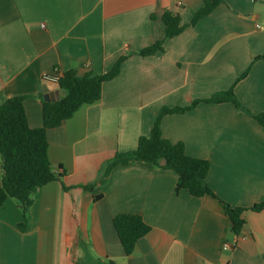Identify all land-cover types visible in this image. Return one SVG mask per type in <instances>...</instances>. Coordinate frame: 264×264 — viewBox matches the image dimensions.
<instances>
[{
	"label": "crops",
	"instance_id": "crops-1",
	"mask_svg": "<svg viewBox=\"0 0 264 264\" xmlns=\"http://www.w3.org/2000/svg\"><path fill=\"white\" fill-rule=\"evenodd\" d=\"M205 1L0 0V95L26 97L32 129L43 126V87L62 96L43 74L102 75L126 57L99 101L48 131L52 170L64 173L35 193L27 229L16 200L0 206V264H264V210H251L264 202V126L254 119L264 113V0H223L189 26ZM166 11L186 29L140 56L164 40ZM247 69L234 88L241 108L201 103L161 121L165 139L209 162L216 197L177 193L178 176L151 164L107 173L150 134L160 109L227 91ZM224 203L246 209L240 235ZM119 214L151 227L130 256L114 227Z\"/></svg>",
	"mask_w": 264,
	"mask_h": 264
},
{
	"label": "trees",
	"instance_id": "trees-1",
	"mask_svg": "<svg viewBox=\"0 0 264 264\" xmlns=\"http://www.w3.org/2000/svg\"><path fill=\"white\" fill-rule=\"evenodd\" d=\"M222 3L223 0H206L204 6L193 16L189 26L197 25ZM163 22L164 40L144 49L140 52V56L149 57L163 51L164 42L181 35L187 27L181 24L179 15L170 11L164 13ZM125 60L126 57L120 58L109 72L102 75L87 73L80 76L75 71L64 73L57 83L62 93L59 101L44 102L42 94L39 93L43 114V126L39 129H32L29 126L24 107L26 97L5 98L0 95V206L8 199L17 201L25 221L21 230L27 229L29 212L37 190L49 183L59 181L64 173H55L52 170L48 156V131L61 127L81 106L99 101L103 84L119 75ZM248 72L249 69L229 90L215 93L209 99L197 100L186 107L160 109L150 134L139 138L134 151L123 153L109 162L107 173L127 162L151 164L163 170L173 171L178 176L177 193L186 190L196 198L216 197L205 183L210 170L209 162L189 157L182 143L174 144L165 139L161 131V121L169 115L192 111L201 103H232L237 108H241L234 88L239 81L246 78ZM254 119L264 126V113L254 116ZM86 188L90 189V187ZM224 205L233 232L240 235L246 226L243 217L246 209L231 208L225 203ZM251 210L263 211L264 202L255 205ZM113 223L126 256H130L137 243L151 231V227L139 215L119 214L114 218Z\"/></svg>",
	"mask_w": 264,
	"mask_h": 264
},
{
	"label": "built area",
	"instance_id": "built-area-1",
	"mask_svg": "<svg viewBox=\"0 0 264 264\" xmlns=\"http://www.w3.org/2000/svg\"><path fill=\"white\" fill-rule=\"evenodd\" d=\"M62 75L63 74H61L59 70H56L53 74H43L41 76V81L57 85ZM223 248L228 249L230 246L228 244H224Z\"/></svg>",
	"mask_w": 264,
	"mask_h": 264
},
{
	"label": "water",
	"instance_id": "water-1",
	"mask_svg": "<svg viewBox=\"0 0 264 264\" xmlns=\"http://www.w3.org/2000/svg\"><path fill=\"white\" fill-rule=\"evenodd\" d=\"M43 101L44 102H56L60 100L59 91H49L47 86L42 89Z\"/></svg>",
	"mask_w": 264,
	"mask_h": 264
},
{
	"label": "rangeland",
	"instance_id": "rangeland-1",
	"mask_svg": "<svg viewBox=\"0 0 264 264\" xmlns=\"http://www.w3.org/2000/svg\"><path fill=\"white\" fill-rule=\"evenodd\" d=\"M0 162H1V156H0Z\"/></svg>",
	"mask_w": 264,
	"mask_h": 264
}]
</instances>
